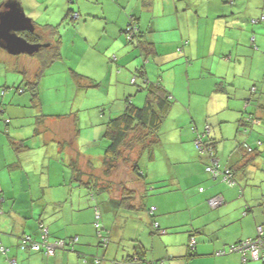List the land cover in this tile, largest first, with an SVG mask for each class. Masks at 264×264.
<instances>
[{
    "label": "crops",
    "instance_id": "crops-1",
    "mask_svg": "<svg viewBox=\"0 0 264 264\" xmlns=\"http://www.w3.org/2000/svg\"><path fill=\"white\" fill-rule=\"evenodd\" d=\"M1 1L3 3L5 0ZM186 1L187 6L191 7L187 12L183 11L184 7L176 0H110L107 6L112 7L113 3L115 14L112 10L107 13L105 3L99 1L96 4L100 3L101 7L93 11V15L88 12V8L87 11L82 7L77 10L80 19L83 17L84 21H87L88 15L101 20L97 23L102 30L107 28L108 22L115 26L118 44L111 50L129 66L142 63L140 53L136 54L138 48L131 42L130 47H127L126 40L121 35V29L127 24L130 14L139 16V31L146 32L149 40L157 44L165 43L166 51H162L161 56L153 60L154 63L150 62L158 71L157 78L148 74L151 82L161 83L175 100L161 125V140L155 149V157L146 166L148 180L157 187H151V195L165 196L158 202L151 201L153 203L149 206L155 207V216L147 213L143 221L128 222L124 226L123 222H117L119 228L111 231L112 242L107 247L102 246L93 226L94 212L79 208L73 201L76 200L77 204L80 201L82 205V200L87 198L82 196L84 199H68L66 195H62L63 187L69 183L66 179L69 178L70 181L69 167L62 168L58 162L50 161L54 169H49V177L46 178V172H41L38 167L44 151L40 149L36 151V178H31L29 165L25 162V152L13 156L7 146L8 136L3 134L4 137L0 132V202H3L0 205V264H97L94 262L95 257L101 258L98 264H112L111 260L118 264L137 256L151 261L163 260L161 264H264L263 260L252 258L243 263L242 253L230 249L242 240L254 238L257 226L264 225V97L261 108L257 110L261 122H255L242 131V124L239 122L242 115L239 110L244 106L247 89L257 84L259 90L264 91V37H255L259 46L256 51L243 49L236 55L238 48H234L230 60H215V63L207 64L210 67L202 63L198 65L193 73L194 79L198 80L197 89L193 92L191 84L184 81L185 75L188 78L191 75V65L186 64L187 47L184 46L182 53L177 51V47L187 38L189 41L191 39L188 50L194 52L197 49L195 43L192 44V39L196 40L201 33L196 32V28L200 27L201 16H210L212 7L209 6V0ZM240 1L244 2L224 0L229 11H244V19L250 17L249 14L257 13V8L264 10V0H255L256 9L249 11H246L250 8L248 4L243 5ZM144 13L150 15L146 25L143 22ZM196 18L198 22H195ZM222 22L219 21L216 27L210 26L211 35L222 36L226 31ZM237 22L244 23L240 25L244 32L236 35L241 39L251 36L252 27L260 31L249 21ZM177 29L179 31L174 32ZM169 32L172 33L168 34ZM208 47L212 53L217 48L214 41ZM119 49L120 56L116 53ZM225 50L223 41V51ZM203 53V56H211L213 59L217 57L204 51ZM134 54L137 58L127 61ZM10 59L13 58L0 54V61L9 63ZM177 67L185 68L181 70L182 82L178 86L165 76L167 70L174 71L172 69ZM221 78L232 83L228 92L214 90L216 82ZM7 82L0 81V101L8 105L0 117H13V124L9 126L10 135L23 140L25 92L23 95L16 94L9 87L12 82L9 86ZM192 96H195L197 113L192 105ZM167 118L171 120V127H166ZM60 123L57 120L48 122L49 128L55 130L57 135L47 133L42 128L40 139L57 140L58 147L62 149V141L71 138V135L68 137L62 134ZM208 123L211 125L210 137L214 142L219 168H230L236 179L235 184L226 182L220 175L212 176L206 171V166L211 163L210 159L196 153V132L193 128L202 130ZM0 127L6 128V124L0 123ZM225 141H229V144ZM240 143L250 144L258 153L248 165H244L242 154L245 151L240 149ZM2 150L7 155L10 154V157L2 154ZM32 157L34 156L31 154L30 158ZM9 162L11 163L8 164ZM88 173L87 176L95 173L94 177L99 179V173L94 170H89ZM136 182L137 190L144 192L145 182ZM182 193L187 200L184 205L178 206L175 201ZM34 196H37L36 199L29 206L26 205ZM216 196H221L224 202L213 208L209 200ZM100 199L105 203L106 209L109 208L108 198ZM91 202L93 204L94 201ZM40 219L49 228L50 240H69L78 234V242L73 248L59 250L52 257L27 250L24 248L23 236L30 234L39 239ZM154 220L160 223L164 231L154 230ZM193 238L196 243L191 247ZM3 246L7 248L6 254L1 252ZM219 251L223 253L218 254Z\"/></svg>",
    "mask_w": 264,
    "mask_h": 264
},
{
    "label": "trees",
    "instance_id": "trees-1",
    "mask_svg": "<svg viewBox=\"0 0 264 264\" xmlns=\"http://www.w3.org/2000/svg\"><path fill=\"white\" fill-rule=\"evenodd\" d=\"M177 3L181 6H183V11H190L191 7L187 6L186 0H176ZM255 0H244L240 1L243 5L248 4L250 8L248 10H254L256 9V5H254ZM0 5L2 4V1H0ZM233 2V0H232ZM70 3H73L72 0H70ZM226 2L224 0H209V6L212 7V13L210 16H206L203 18L204 15L200 18V27L196 28V32L200 33L202 35L203 42L207 43L208 46L212 44L214 41L215 45L217 46L216 50L214 52H210L209 47L202 48L205 53H208L210 55H217L215 57V60L221 61V60H230V57L232 56L233 49L238 48L236 55H238V51H242L243 49H251L252 51H256L259 49L258 43L255 41V37L257 36H263V30L261 29L260 25H264V10L257 8V13L249 14L251 15L247 19H244V11H238V12H231L229 11L230 8L226 6ZM202 6V5H201ZM221 7V8H220ZM218 8V10H216ZM220 8V9H219ZM234 13V14H231ZM27 14V13H26ZM230 14V16H228ZM129 20L127 21V24L125 27L121 29V34L125 35L127 40L129 42L134 43V45L138 48V51L140 53V56L143 57L144 62L139 65L132 64L131 67H134L136 70V75L133 76L130 79V83L132 85H137L139 87V91H143L144 89L147 90V96L145 97V102L143 105H138L135 103V98H137L138 94L137 91L133 94L129 93L128 96L123 97L122 99L119 97H116L114 101H112V104H119L118 108L115 111L114 116L109 117L106 121L105 125V131L104 136L108 139V145L106 147L105 153L103 155V172L105 175L109 176L114 171L118 169L120 166V163H126L128 165L129 169L128 171L123 170L120 172L122 174L125 172L124 177L127 178L126 172L128 175L127 179H122L121 183V192L118 194L116 192V189L113 190L112 187L109 185L103 186L101 181L96 177L95 173H90L92 176H87L88 171L92 169L91 166H84L81 165L79 161L80 156V145L76 149L75 146L76 142L79 141L78 137L75 136L76 129L75 127H72V124L62 127V134H66L67 136L71 135V138H67L62 141V149L57 147V154L55 153V157L51 155H46V157H49L52 162H58L61 164L62 168L69 167L71 170L70 175V181L69 183L65 184L64 188V194L68 199H73L74 197H77L76 199L82 198V196L87 199L82 200L83 204L80 205L82 202L79 201V203H76V200H73L75 204L79 208H86L87 207L92 210L95 214L93 226L96 230L97 236L100 240V244L104 247L109 246V244L112 242V235L111 231L114 229L119 228V224L117 222L121 221L122 226L126 225L128 222H135L138 220L139 222L143 221L145 219V214H149L153 216L155 207L149 206L148 203L149 200V190H151V187L157 188L150 180H148L147 173H146V166L147 163L152 161L155 157V149L157 145L159 144L161 137H160V128L161 125L165 119V117L168 115L171 106L173 105L174 101L173 97L168 94L166 89L161 85V83H155L151 82L150 78L148 77V62L155 60L156 58L161 56L162 51H166L165 43L158 42V44L155 41L149 40L147 37L146 32L139 31L138 26V20L139 16L136 14H130ZM72 17L70 20V23L73 21L80 20V14L78 12H75L73 8H69L66 11L65 18ZM219 21L224 23L226 26V31L222 34V36L217 37L211 35V27H216L219 24ZM236 21V22H235ZM237 21L244 22L249 21L254 27L259 28L260 31H256V29H251V36L248 39H241L240 37L236 35H241L244 31L240 28L241 24L244 23H238ZM195 22H198V18L195 19ZM235 22V23H233ZM36 30L34 32H27L22 31L19 32V34L25 36L29 41L31 42H37L42 41L43 39L47 40L46 47L49 48V52L47 53L44 49L39 50L35 54L41 55V66L35 71V74L33 77H28L27 73L24 69V67L19 66V61H15L13 59H10L7 64L8 67H11L12 69H16V71H20L23 74L22 83L20 85H17L16 87L12 86V90L16 94L23 95L25 90L29 91L30 93V99L29 101H25L24 105L27 107V104L30 103V107L34 108V111H29V118L28 123L26 124V130H25V139H17L16 137H13L10 135V128L9 126L12 123L13 117H0V123L6 124V128L2 129L0 127V132L2 135L8 136L7 140H9L8 147L11 150L13 156L19 155L22 152H25V162L29 165V171L31 174V178H36L35 176V170L37 168V165L35 163V159L38 160L36 151L42 149L41 145V134L40 130L43 128L45 132L51 133L55 136L57 135L56 131L52 128H49L48 122L57 120L61 122V119H63L66 114H43L41 113V98H40V88L39 84L41 81V78L43 77L45 70L47 67H50L54 62H56L59 58L63 57L62 52L60 51V33L57 31V27L59 25L56 24H38L34 21ZM246 24V23H245ZM251 25V26H252ZM211 26V27H210ZM220 35V34H219ZM252 38V39H251ZM262 38V37H258ZM197 40V39H196ZM196 40H192V44L195 43V46H197ZM223 41L226 47V50L223 51ZM190 41L186 38L184 39L181 44L177 47V51L179 53L183 52L184 46L188 45ZM3 49L0 47V51ZM159 49L161 51H159ZM4 50V49H3ZM6 53V50H4ZM108 52V51H107ZM8 53V52H7ZM44 53V54H43ZM114 53V52H113ZM9 55H13L8 53ZM20 55V54H19ZM28 55V54H27ZM110 61V57L106 56ZM220 58V59H219ZM115 59V60H113ZM112 61L119 60L117 55L113 54ZM191 59L187 57L186 64H191ZM151 62V63H152ZM3 63L0 61V65ZM154 63V62H153ZM208 61L204 60L202 61V64L206 67H210V65H207ZM111 65L107 64V73L109 72ZM208 70V69H207ZM0 73H2L0 71ZM162 73V68L160 70V74ZM215 74V72H214ZM72 75L75 78V80L78 82L79 85L82 86H95L97 85V82L95 79L87 77L83 75L82 73H79L75 70L72 71ZM107 77V75L105 76ZM137 77H140L141 83L138 84ZM2 78H5V81L7 82V85L9 86L12 82V78H6L5 75L0 76V80ZM84 78H88V80H84ZM81 80H84L85 83H81ZM4 81V83H5ZM24 83V85H23ZM232 83L225 80L224 78H221L218 80L215 84L214 90L222 91V92H228L229 88H231ZM10 87V86H9ZM4 92V90L2 91ZM25 94V93H24ZM112 95V94H111ZM114 96V95H112ZM119 96V95H116ZM264 97V91L259 90L257 84H254L250 86L249 89H247L246 98L244 99V106L240 111L241 118L239 122L242 124L241 131L245 128H249L250 126H253L255 122H261V118L257 115V110L261 108L262 103L261 100ZM3 102L0 101V114L3 112L4 108L8 105L2 104ZM111 111V109H105L101 110V114L98 115L99 117H102L106 111ZM38 112V113H37ZM37 114V115H36ZM36 115V120H35ZM97 115L93 118L95 119L97 123H99L100 120H98ZM5 119V120H4ZM53 119V120H52ZM76 118L74 117V123ZM98 120V121H97ZM210 123L206 124L205 128L202 130H196L194 127L193 130L196 132L195 137V146L200 154L204 156H208L206 153L204 154L202 151H200L197 147V140L199 137H204V143L205 145H208L212 148L213 154L215 155L214 150V142L211 140L210 137ZM211 129V128H210ZM32 132V135H30ZM205 134V136H203ZM240 134V132H239ZM3 135V136H4ZM4 136V137H5ZM68 136V137H69ZM31 137H35L33 141H31ZM240 149L242 148L245 151V154H242V157L244 158V165L249 164L254 160V157L258 155V153L253 149V147L248 144L240 143ZM38 147V148H37ZM240 149H238L240 151ZM44 152V151H43ZM1 154V152H0ZM2 154H5L7 157H10V154L7 155L2 150ZM31 154L34 156L32 158ZM46 154V153H45ZM70 156V157H69ZM43 157V156H42ZM65 157V158H64ZM208 160L210 157H207ZM30 162L32 163V167H30ZM9 162L8 164H10ZM16 163V162H15ZM53 163L47 162V164H43L42 159H40V164L38 167L40 168L41 172H46V178L49 177V169H54V167H51ZM210 165V164H209ZM206 166V171L207 167ZM47 166V167H46ZM48 168V169H45ZM50 167V168H49ZM34 169V170H33ZM230 169V168H228ZM46 170V171H45ZM222 170V169H221ZM232 171V170H231ZM212 176L213 174L208 171ZM233 172V171H232ZM45 174V173H44ZM234 174V173H233ZM222 176L223 180V174H219ZM218 175V176H219ZM40 177V175H39ZM38 178V177H37ZM235 179V177L233 176ZM143 181L145 182L146 189L144 192H140L137 190L136 187V181ZM228 182L227 180H225ZM128 182V183H127ZM76 183V184H75ZM229 183V182H228ZM236 183V179H235ZM234 183V184H235ZM37 184V183H35ZM1 191V189H0ZM115 192L117 195H115ZM36 195V194H35ZM37 197V196H36ZM34 196L33 199L26 203V205L30 204L33 200L36 199ZM100 198H108V204L109 208L106 209L105 203L103 200L101 201ZM93 200V204H91V200ZM77 200V201H78ZM3 202H0V205L2 206ZM76 205L74 207H76ZM222 205V204H221ZM29 206V205H28ZM76 207V208H78ZM1 212V209H0ZM155 216V215H154ZM130 220V221H129ZM41 221V222H40ZM40 225H39V239L34 238L30 234H25L23 236L24 240V248L27 250H30L32 252H42L46 254L47 256H54L59 250H65L66 248H73V245L78 242L79 235H73L69 240L64 238H58L56 240L52 239L53 241H60L63 244L57 248H55L54 252L52 254L49 253V250L46 248V246H43L44 241L49 238L50 239V233L49 228L46 224L42 223V219H40ZM154 230L157 231H164L162 230L160 223L157 220L152 221ZM46 239H45V238ZM195 240V239H194ZM35 243H41L39 249H32L33 244ZM196 243V241H195ZM192 247V244H191ZM2 253H7V248L2 247L1 248ZM193 252V251H191ZM190 255V254H189ZM147 264H158L162 263V261L158 260H146L143 257H132L131 259H135ZM126 261V260H125ZM95 263H100L101 258L95 257L94 258ZM116 262L115 260H111V263L114 264ZM120 263V262H118ZM117 264V263H116Z\"/></svg>",
    "mask_w": 264,
    "mask_h": 264
},
{
    "label": "rangeland",
    "instance_id": "rangeland-1",
    "mask_svg": "<svg viewBox=\"0 0 264 264\" xmlns=\"http://www.w3.org/2000/svg\"><path fill=\"white\" fill-rule=\"evenodd\" d=\"M19 1L24 7L27 15L30 16L36 23H53L59 25V27H57V31L60 33V51L62 52L63 57L59 58L50 67H47L43 77L41 78L39 84L40 98L42 102L41 113H53L56 115L66 114V116L61 119V124L63 127L66 126L65 124H72V127H75L76 129L77 133H75V136L78 137L79 141H75L77 145L75 147L77 149L79 145L81 146L79 147L81 153L79 156V161L81 165L84 163L85 167L87 165L91 166L94 172L99 173V180L101 183L104 186L110 184V187H112L113 190L116 189V192L119 194L122 188V179L125 180L128 178L127 172V178L123 176L125 175V172L122 174H120V172L123 170L128 171L129 167L126 165V163H120L118 169L111 175L107 176L104 174L102 160L108 145V139L104 136L105 123L109 117L114 116L115 111L119 106L117 102L112 104V101H114L116 97L122 99L123 97L128 96L129 93L133 94L137 91L136 94H138V96L135 98V103L138 105H143L145 102V97L147 96V90L144 89L143 91L138 92L139 87L137 85H132L129 82L130 79L136 75V70L134 67L127 65V63L121 61L120 59L112 61L114 53L111 48H114L118 44V41L116 40L118 31H116L114 25L108 22L107 28L102 30L101 25L97 23L101 20L93 16L88 15L87 21H84L82 17L79 21L77 19L71 23V17H69V19L65 18L66 11L70 7L73 8L75 12H77L79 7L84 8L86 11L88 8L90 9L88 12H91V15H93V11L100 9L101 7L100 3L96 4V1L105 3L104 5L107 13L112 10L115 14V6L113 3L112 7L107 6V4L110 3V0H72L73 3H70V0ZM148 16L150 15L144 13V25L147 24ZM260 26L264 31V25ZM176 31L179 30L177 29L174 32ZM171 33L172 32H169L168 34ZM122 36L126 40V46L130 47L129 40H127L124 34ZM196 42L197 49L195 48L194 52H192L190 49L188 50L189 44L186 45V55H188V57L191 59V67H189V72H191V75L189 78L186 75L184 76V81L191 84V89L193 92H195L197 89L196 81L198 80L194 79L195 75L193 74L195 73L197 66L201 65L202 61L204 60L208 61L207 64L215 63V59H213L211 56H203L204 53L201 49L203 47L207 48L208 44L203 42L201 33L197 35ZM44 50L47 53L49 52L48 47H46ZM116 53L120 56V49ZM138 53L139 51L137 50L136 54ZM0 54H4L5 56H9V58H13L14 62L16 60L19 61V66L22 65V67H24L28 77H33L35 71L42 64L40 57L41 55L39 54L9 55L7 51L5 53L3 49H1ZM106 56H109L110 59L112 58L111 61L106 58ZM140 57L143 63L144 59L142 56ZM136 58L137 57H135L134 54L133 56L129 57L127 61L135 60ZM183 59L185 60V58ZM107 64L111 65L108 73ZM16 69L8 67L4 62L0 65V71L2 72L0 73V76L5 75L8 80L9 78L13 79L10 88L12 86L16 87L17 85H20L24 77L21 70L16 71ZM182 69L184 70L185 68L177 67L172 69L174 71H171V69L167 70L165 73L167 80L175 82L176 86L181 84ZM73 70L82 73L87 77L95 79L97 85H79L72 75ZM147 72L150 77L157 78L158 76V71L152 64H148ZM106 75L107 77H105ZM137 79L138 84H140L142 82L140 77H137ZM84 80H88V78H84ZM84 80H81L82 84L85 83ZM0 81H5V78H2ZM192 97V105L196 112L195 96ZM29 99L30 93L29 91L25 90V101L27 102ZM29 105L30 103L27 104V107H25V130L27 129L26 124L28 123L29 111L35 110ZM102 109H111V111L109 112L107 110L102 117H99L98 115L101 114ZM111 114L112 116H109ZM96 115L98 120H100L99 123H97L95 119L93 120ZM74 117L76 118L75 123ZM169 126H172L171 120L170 118H167L166 127ZM30 135H32V132ZM34 138L35 137H31V141H33ZM225 142L229 144V141ZM41 144L43 146L42 149L44 150L43 157L41 159L43 164H47V162H50L51 160L49 157H46V155L55 157V153L57 154L58 152L56 147L58 142L57 140H41ZM197 152L199 151L197 150L196 153ZM66 182H69V178L66 179ZM116 192L115 195H117ZM149 194V204L153 203L151 201L158 202L165 197L164 195H151L152 192H149ZM182 195H179L176 198L175 204L178 206L184 205L187 200L183 193ZM87 210L90 209L87 207Z\"/></svg>",
    "mask_w": 264,
    "mask_h": 264
},
{
    "label": "water",
    "instance_id": "water-1",
    "mask_svg": "<svg viewBox=\"0 0 264 264\" xmlns=\"http://www.w3.org/2000/svg\"><path fill=\"white\" fill-rule=\"evenodd\" d=\"M33 19L19 0H7L0 5V47L13 55H34L48 43L31 42L19 32H34Z\"/></svg>",
    "mask_w": 264,
    "mask_h": 264
},
{
    "label": "built area",
    "instance_id": "built-area-1",
    "mask_svg": "<svg viewBox=\"0 0 264 264\" xmlns=\"http://www.w3.org/2000/svg\"><path fill=\"white\" fill-rule=\"evenodd\" d=\"M203 136H205V134H203ZM203 140H204V137H199V139L197 140V147L200 151H202L204 154L206 153L210 157L211 163L207 167V170L210 171L215 177L218 176L219 174H223V177L225 180H227L230 184H234L235 179L233 178L234 175L231 169L224 168L221 170L219 168L218 161L214 158L212 148L210 146L208 147V145H205L204 143L205 140L204 141ZM223 202H224V199L221 196H216L209 200V204L213 208L220 206L221 204H223ZM194 243H195V240L193 238L192 244ZM40 244L41 243L33 244L32 249H39ZM62 244L63 243L60 241H55L53 243H50L46 239L43 243V246H46V248L49 250V253L52 254L55 248ZM230 249L233 251L235 250V251H239L242 253L243 263L246 262L248 258H252L254 260L261 259L264 261V225L257 226V235L254 238L242 240L238 244L232 246ZM219 253H223V251H219L218 254ZM118 264H143V263L135 259V260L126 261V262L118 263Z\"/></svg>",
    "mask_w": 264,
    "mask_h": 264
},
{
    "label": "clouds",
    "instance_id": "clouds-1",
    "mask_svg": "<svg viewBox=\"0 0 264 264\" xmlns=\"http://www.w3.org/2000/svg\"><path fill=\"white\" fill-rule=\"evenodd\" d=\"M7 0H5L4 2H6ZM3 2V3H4ZM35 24V23H34ZM46 47V46H45ZM208 130H210V128H208ZM208 157V156H207ZM214 158L217 160V158H216V154L214 155ZM218 161V160H217ZM210 162H211V160H210ZM234 175V174H233ZM47 240L50 242V243H53V242H55V241H51L49 238H47ZM195 244V243H194ZM194 244H192V245H194ZM61 246V245H60ZM57 247H59V246H57ZM56 247V248H57ZM136 259V258H135ZM135 259H133V260H135ZM132 259L130 258V259H126V261H131ZM126 261H122V262H120V263H123V262H126ZM117 262H115V264H116ZM144 264V263H143ZM147 264H148V261H147Z\"/></svg>",
    "mask_w": 264,
    "mask_h": 264
},
{
    "label": "flooded vegetation",
    "instance_id": "flooded-vegetation-1",
    "mask_svg": "<svg viewBox=\"0 0 264 264\" xmlns=\"http://www.w3.org/2000/svg\"><path fill=\"white\" fill-rule=\"evenodd\" d=\"M37 42L45 43V42H47V40H46V39H43L42 41H37ZM44 48H46V47H42L40 50H42V49H44Z\"/></svg>",
    "mask_w": 264,
    "mask_h": 264
},
{
    "label": "bare ground",
    "instance_id": "bare-ground-1",
    "mask_svg": "<svg viewBox=\"0 0 264 264\" xmlns=\"http://www.w3.org/2000/svg\"><path fill=\"white\" fill-rule=\"evenodd\" d=\"M40 235V234H39Z\"/></svg>",
    "mask_w": 264,
    "mask_h": 264
}]
</instances>
